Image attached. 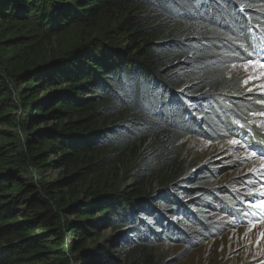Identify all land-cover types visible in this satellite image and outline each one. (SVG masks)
Instances as JSON below:
<instances>
[{"label": "trees", "instance_id": "1", "mask_svg": "<svg viewBox=\"0 0 264 264\" xmlns=\"http://www.w3.org/2000/svg\"><path fill=\"white\" fill-rule=\"evenodd\" d=\"M263 17L264 0H0V264H70L88 245L84 264H115L94 240L102 225L134 245L133 264H160L156 238L178 237L171 219L190 214L180 200L190 175L182 140L244 130L263 139L240 124L253 104L231 96L239 85L227 77L254 58L248 37L264 30ZM40 124L51 125L38 133ZM139 143L149 152L131 169L138 182L117 190V161ZM104 149L113 154L96 156ZM51 166L59 176L41 185L33 171ZM106 166L111 181L99 175ZM206 177L202 202L227 205ZM153 179L157 205L135 208Z\"/></svg>", "mask_w": 264, "mask_h": 264}, {"label": "rangeland", "instance_id": "2", "mask_svg": "<svg viewBox=\"0 0 264 264\" xmlns=\"http://www.w3.org/2000/svg\"><path fill=\"white\" fill-rule=\"evenodd\" d=\"M75 31L76 29H71L67 33L73 37ZM249 60L254 63L248 64ZM260 64L261 62L254 58L243 57L230 66L227 77L239 85L238 90L231 96L253 104L250 105L252 112L248 115V120L258 135L264 138V68H261ZM245 80L248 83H244ZM11 87L13 90L11 95L17 99L16 94L20 89L13 85ZM84 91L85 93L80 95L81 99H92L93 95L87 90ZM56 93L55 90L41 91L39 98L49 100ZM49 125L40 124L35 127V131L44 133ZM206 137L189 136L180 143L182 150L179 158L184 163L185 170L190 167V175L181 178L183 185L180 200L190 214L188 213V218L178 214L171 219L176 220V224L168 227L178 230L180 225L181 231L178 237L168 239L164 233L157 237L154 256L160 264H264V237H261V233H264V209L249 207V203L264 199L261 195L264 193V157L249 148V140L245 136L219 138L217 141H210ZM232 140L238 143H230ZM123 152L122 159L119 158L116 165L118 173L114 182L117 190H129L136 185L138 181L131 176V169L143 159H147L149 151L146 144L139 143ZM109 154L113 153L104 149L96 156L107 157ZM55 159V155L50 154L48 163L55 162ZM60 172L61 168L57 166L47 167L46 171H33L41 185L54 180ZM203 174L209 181L208 187L216 189L214 197L227 198V205L215 202L209 207L202 202L204 194L201 192L202 186L198 178ZM99 175H104L111 181L115 178V168L106 166L101 169ZM29 176L31 174L28 173L20 177L24 180ZM153 181L146 187L151 195L139 200L140 207L135 208L148 210L152 203L157 205L154 195L158 181L156 179ZM230 207L237 211L236 215L229 209ZM247 213L252 215H246ZM193 215L196 216L194 221L191 220ZM200 219L201 225H196ZM165 225L160 228H164ZM69 229L63 230L64 241L67 244L74 238ZM94 240L97 241V245L106 247L113 254L115 264H133V254L136 251L134 245L123 243L119 240V235L113 234L109 227L102 225ZM91 248L92 246L88 245L82 252L69 253L70 264H84L80 255L81 253L91 255Z\"/></svg>", "mask_w": 264, "mask_h": 264}, {"label": "snow or ice", "instance_id": "3", "mask_svg": "<svg viewBox=\"0 0 264 264\" xmlns=\"http://www.w3.org/2000/svg\"><path fill=\"white\" fill-rule=\"evenodd\" d=\"M252 63H254V62L251 60L248 61V64H252ZM260 67L264 68V63H261ZM249 79H252V77H249ZM244 83H248V81L245 80ZM230 143L236 144L238 142L235 140H232V141H230ZM261 195L264 196V193H262ZM249 207L250 208L264 209V199H260V200L256 201L255 203H249ZM246 215H252V213H247ZM261 237H264V233H261Z\"/></svg>", "mask_w": 264, "mask_h": 264}]
</instances>
